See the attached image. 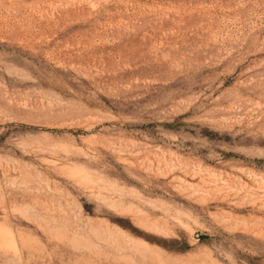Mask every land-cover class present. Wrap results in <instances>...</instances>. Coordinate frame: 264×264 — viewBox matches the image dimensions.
<instances>
[{
    "label": "rangeland",
    "instance_id": "obj_1",
    "mask_svg": "<svg viewBox=\"0 0 264 264\" xmlns=\"http://www.w3.org/2000/svg\"><path fill=\"white\" fill-rule=\"evenodd\" d=\"M0 264H264V0H0Z\"/></svg>",
    "mask_w": 264,
    "mask_h": 264
}]
</instances>
